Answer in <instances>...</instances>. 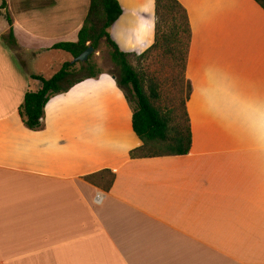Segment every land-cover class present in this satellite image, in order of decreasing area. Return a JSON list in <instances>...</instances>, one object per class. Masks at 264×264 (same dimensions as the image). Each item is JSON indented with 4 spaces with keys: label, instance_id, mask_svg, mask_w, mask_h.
Masks as SVG:
<instances>
[{
    "label": "crops",
    "instance_id": "obj_1",
    "mask_svg": "<svg viewBox=\"0 0 264 264\" xmlns=\"http://www.w3.org/2000/svg\"><path fill=\"white\" fill-rule=\"evenodd\" d=\"M118 1L111 36L142 54L156 0ZM178 1L192 32V148L132 158L143 142L107 71L52 98L44 130L19 114L41 87L32 76L73 61L52 48L78 42L90 0H0V264H264V9ZM103 170L116 175L109 192L84 179Z\"/></svg>",
    "mask_w": 264,
    "mask_h": 264
},
{
    "label": "trees",
    "instance_id": "obj_2",
    "mask_svg": "<svg viewBox=\"0 0 264 264\" xmlns=\"http://www.w3.org/2000/svg\"><path fill=\"white\" fill-rule=\"evenodd\" d=\"M254 1L264 9V0ZM6 7V1H3L1 10ZM122 15L123 8L118 0H90L89 12L79 33L78 42L59 43L52 49L70 54L73 61L90 46L94 47L95 53L85 63L66 62L52 78L32 76L33 80L41 83V87L38 91L26 94L19 109L22 122L29 130H44L45 109L52 98L104 73L93 60L95 54L105 46L112 62L119 68V75H115V78L133 110L134 132L143 142L140 148L131 152V157L187 155L192 148L191 121L187 109L192 86L186 78L192 32L187 9L178 0H156L155 43L140 56L146 58L159 52L173 61L174 69L181 68V72L173 80L174 85L184 86L187 91L181 104L182 115L177 114V110L162 109L160 84L150 80L146 73L138 71L130 61L131 54L124 52L113 40L111 29ZM6 18L10 25L8 42L16 46L13 21L9 13ZM161 146H166L168 151L159 150ZM84 179L109 192L116 175L111 170H103Z\"/></svg>",
    "mask_w": 264,
    "mask_h": 264
},
{
    "label": "rangeland",
    "instance_id": "obj_3",
    "mask_svg": "<svg viewBox=\"0 0 264 264\" xmlns=\"http://www.w3.org/2000/svg\"><path fill=\"white\" fill-rule=\"evenodd\" d=\"M147 51V50H146ZM145 51V52H146ZM144 52V53H145ZM142 53V54H144ZM142 54H133L130 56V61L133 66L140 72L146 73L150 80L160 84V91L162 99L160 101L162 109L177 110V114L182 115L181 104L186 96L184 86L179 84L174 85V78L181 72V68H173L172 60L167 59L159 52H155L152 56L141 58ZM22 58L23 55L19 53ZM64 58L68 55L63 53ZM93 62L99 66L102 71H107L113 75H119V68H117L111 60L109 50L102 46L100 51L95 54ZM161 151H168L166 146L159 147Z\"/></svg>",
    "mask_w": 264,
    "mask_h": 264
},
{
    "label": "water",
    "instance_id": "obj_4",
    "mask_svg": "<svg viewBox=\"0 0 264 264\" xmlns=\"http://www.w3.org/2000/svg\"><path fill=\"white\" fill-rule=\"evenodd\" d=\"M95 53L94 47L90 46L85 52H83L79 57L75 58L73 62L75 63H85L89 60L90 56Z\"/></svg>",
    "mask_w": 264,
    "mask_h": 264
},
{
    "label": "built area",
    "instance_id": "obj_5",
    "mask_svg": "<svg viewBox=\"0 0 264 264\" xmlns=\"http://www.w3.org/2000/svg\"><path fill=\"white\" fill-rule=\"evenodd\" d=\"M103 198H104V194L103 193H100L99 195H97L96 199H95L96 203L100 204L102 202Z\"/></svg>",
    "mask_w": 264,
    "mask_h": 264
}]
</instances>
